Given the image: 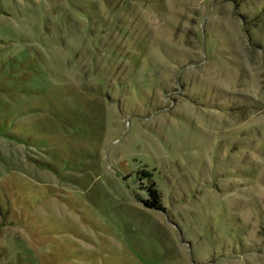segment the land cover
<instances>
[{
  "label": "rangeland",
  "instance_id": "374dc122",
  "mask_svg": "<svg viewBox=\"0 0 264 264\" xmlns=\"http://www.w3.org/2000/svg\"><path fill=\"white\" fill-rule=\"evenodd\" d=\"M0 264H264V0H0Z\"/></svg>",
  "mask_w": 264,
  "mask_h": 264
},
{
  "label": "trees",
  "instance_id": "16d2710c",
  "mask_svg": "<svg viewBox=\"0 0 264 264\" xmlns=\"http://www.w3.org/2000/svg\"><path fill=\"white\" fill-rule=\"evenodd\" d=\"M154 187V185H150V187L148 188L149 196L152 197L153 200L151 202L147 201L146 204H148L150 208L160 210L162 208V205L159 201L158 192Z\"/></svg>",
  "mask_w": 264,
  "mask_h": 264
}]
</instances>
